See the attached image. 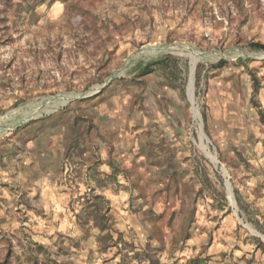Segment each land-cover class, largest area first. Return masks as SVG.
<instances>
[{
  "label": "rangeland",
  "instance_id": "obj_1",
  "mask_svg": "<svg viewBox=\"0 0 264 264\" xmlns=\"http://www.w3.org/2000/svg\"><path fill=\"white\" fill-rule=\"evenodd\" d=\"M259 112L264 0H0V264H264Z\"/></svg>",
  "mask_w": 264,
  "mask_h": 264
},
{
  "label": "trees",
  "instance_id": "obj_2",
  "mask_svg": "<svg viewBox=\"0 0 264 264\" xmlns=\"http://www.w3.org/2000/svg\"><path fill=\"white\" fill-rule=\"evenodd\" d=\"M160 63H153L144 66L139 70L142 74H149L153 71V66H157ZM224 65V62H221L219 66ZM252 83L254 86V90L257 88V78L255 76H252ZM260 115V121L262 125L264 126V115L262 112H259ZM106 205V201L101 196H92L91 199H87L84 202V208L85 209H91L92 212L87 217H91L93 219V223L95 225V228L99 230V232L103 235V242H106L108 240H111V236L109 233V226H108V217L106 215V211H101L102 207ZM80 220V219H79ZM255 241V245L258 249L261 250V252L264 254V243H262L259 239L253 238ZM38 251H44V248L42 246H38ZM47 254V252H45ZM44 253V254H45ZM149 264H157L156 260H153V258L149 255L147 257ZM38 260H34L32 264H38ZM197 260H193L192 263H195ZM56 264V263H55ZM63 264H72V263H63Z\"/></svg>",
  "mask_w": 264,
  "mask_h": 264
},
{
  "label": "bare ground",
  "instance_id": "obj_3",
  "mask_svg": "<svg viewBox=\"0 0 264 264\" xmlns=\"http://www.w3.org/2000/svg\"><path fill=\"white\" fill-rule=\"evenodd\" d=\"M191 70H192V67H193V65H194V60L192 59V61H191ZM190 89H191V84H190ZM192 90V89H191ZM194 112L197 114V111L194 109ZM198 115V114H197ZM200 136H201V140H203L204 139V135L202 134V132L200 131ZM202 150H203V152H204V154L213 162V163H215V164H217V160H216V158L214 157V156H212V155H210L209 154V152H207L206 151V147H202ZM228 194H229V197H230V200H231V202H232V204H234V201L232 200V195H231V193H230V191L228 192Z\"/></svg>",
  "mask_w": 264,
  "mask_h": 264
},
{
  "label": "water",
  "instance_id": "obj_4",
  "mask_svg": "<svg viewBox=\"0 0 264 264\" xmlns=\"http://www.w3.org/2000/svg\"><path fill=\"white\" fill-rule=\"evenodd\" d=\"M194 65H193V67H192V70H191V73H190V84H191V89H192V85H193V75H194ZM191 99V98H190ZM192 100V99H191ZM192 105H193V103H192ZM223 173H224V175H225V172L223 171ZM228 190L230 191V193L232 194V192H231V188H230V186L228 185ZM234 206H235V203H234Z\"/></svg>",
  "mask_w": 264,
  "mask_h": 264
}]
</instances>
